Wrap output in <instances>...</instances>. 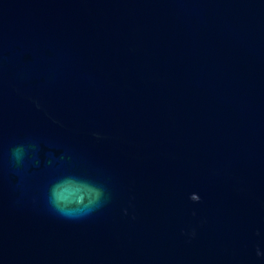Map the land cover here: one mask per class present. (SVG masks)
Instances as JSON below:
<instances>
[{"label":"water","instance_id":"obj_1","mask_svg":"<svg viewBox=\"0 0 264 264\" xmlns=\"http://www.w3.org/2000/svg\"><path fill=\"white\" fill-rule=\"evenodd\" d=\"M0 264H264V0H0Z\"/></svg>","mask_w":264,"mask_h":264},{"label":"clouds","instance_id":"obj_2","mask_svg":"<svg viewBox=\"0 0 264 264\" xmlns=\"http://www.w3.org/2000/svg\"><path fill=\"white\" fill-rule=\"evenodd\" d=\"M12 154L19 159L20 152L18 148H14ZM59 187L60 183L52 186L49 203L57 213L66 218L75 219L85 216L102 202V192L100 189L93 187L90 189L93 194L86 202L78 201L75 206L70 207L66 202H62L65 198L58 191Z\"/></svg>","mask_w":264,"mask_h":264}]
</instances>
